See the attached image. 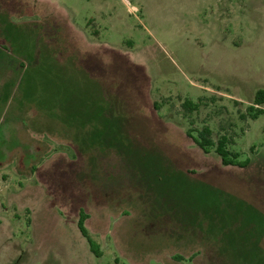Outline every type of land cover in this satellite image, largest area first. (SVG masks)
<instances>
[{
  "label": "rangeland",
  "instance_id": "1",
  "mask_svg": "<svg viewBox=\"0 0 264 264\" xmlns=\"http://www.w3.org/2000/svg\"><path fill=\"white\" fill-rule=\"evenodd\" d=\"M0 3L2 22L18 27L11 39L0 34L14 59L2 67L0 55V264H264V234L260 247L244 250L251 260L230 258L231 249L241 257L246 247L242 226L250 220L253 237L264 228L256 214L241 218L246 202L264 213V102L254 118L247 110L264 90V0ZM35 25L58 57L43 44L34 53ZM184 100L197 108L186 110ZM115 107L127 117V135L136 139L137 132L150 148L141 159L148 180L135 173L137 152L113 145L114 121H125ZM203 125L213 139L227 134L248 165L225 166L213 150L200 149L185 130ZM77 142L91 152L84 156ZM162 156L205 182L163 170ZM160 173L171 204L186 200L214 213L209 234L203 213L196 214L201 226H184L178 207L155 200ZM227 204L236 221L224 245L198 247L214 241L216 223L226 227L217 212ZM80 208L97 255L77 227ZM156 217L161 228L148 233L155 224L147 220Z\"/></svg>",
  "mask_w": 264,
  "mask_h": 264
},
{
  "label": "trees",
  "instance_id": "2",
  "mask_svg": "<svg viewBox=\"0 0 264 264\" xmlns=\"http://www.w3.org/2000/svg\"><path fill=\"white\" fill-rule=\"evenodd\" d=\"M0 5H1V3H0ZM58 19H59V21H61V25L64 26V30H67V32L70 33L71 30H70V27H69L67 20L65 18H63V16H61V18L58 17ZM2 20L0 19V30L2 31V32H0V34H2V36H3V34L8 35L9 36L8 39H11L13 34L16 33V30L18 27L14 26V24L10 20H4L3 22H2ZM2 23H3V25H2ZM44 23L46 24L47 22H44ZM32 29H33V31H32L31 36H35V38H34L35 43L33 44L34 45L33 46L34 47V53L37 54L38 51H40L41 44H43L44 45L43 48L46 50V52L49 55H51L53 58H55L56 56L58 57L59 49L56 48V45H53L50 42H47V39H45L43 37V35L45 36V34H43V32L42 33L40 32L39 27H37V25H35ZM49 29H53V22L50 23ZM35 31H36V33H35ZM51 37H54V35H51ZM0 48H1L0 49V55H2V57H4L1 61V62H3V64H1V66L3 67L7 64L10 65V63L13 64L14 59H12L9 56V54H10L9 49L3 45H0ZM3 53H8V54H3ZM74 66H75V64H74ZM6 85H7L6 82H4L3 88H5ZM263 102H264V90L262 88H260V89H258L255 97L252 99L251 103L247 107V110L250 113L251 118L256 117L258 115V113H260L263 110L262 108L256 106L257 104H261ZM109 105L114 107L111 100H109ZM153 105L156 109H158V105H157L156 101L153 102ZM182 105L186 110L191 111V110L197 108L198 103L195 101H191V100H184L182 102ZM115 109L118 110V111H116L118 115H124L125 121H123V122L121 121L119 123H116L114 121V125L111 128L112 130L110 131L111 133H113V136H114L113 145H114V147L115 146L118 147V145H123V146L129 145V146H127L129 151H132V150L136 151L137 152V156H136L137 158L135 156L131 157V159L134 161L133 165H135V166L137 165L138 166L137 168L139 169V171L135 172V173L137 175H142L144 180H148V178L145 177L146 176L145 175V169L144 170L142 169L144 166V162L141 163V159H143V155L150 148L147 146V143L141 141V138L138 136L137 132H135L136 133V139H134V138L132 139V137H129L127 135L126 129H125L127 117L124 114V112L122 111L121 107H119V108L115 107ZM116 112L115 111L113 112V115H112L113 120L116 117ZM185 132H186V135H188L193 140V142L200 149H202L205 153H208L211 150H213L216 153V155L218 156L220 163L222 165H225V166L226 165H234V166L244 167V166L248 165V163L250 162L249 158L240 160L239 159L240 152L230 149V147H229L230 138L228 137L227 134L220 133L216 139H213L212 135H211V132H212L211 128L208 125H203L200 128L189 127L185 130ZM124 138L126 140H124ZM72 139L74 140V138H72ZM75 142H76V140H75ZM75 144H77L79 146V148L81 149V152H83L82 154L84 156L89 154V152H91L87 147H82L81 145H79L78 142ZM100 151L104 152L106 150L101 149ZM148 152H150V151H148ZM163 158L164 157L162 156L161 166L165 167L163 170L168 171V169H170V168H177ZM177 172H178V175H180L182 177V179L186 182H195L198 184H203L205 182V180H203V178H197V177L190 175L191 172H189V174H188L186 172H183L182 170H179V168H177ZM192 172H194V171H192ZM170 173H171V170H169L168 175ZM164 176H165V173H163V177H162V173H160L159 177H154V179H153L155 181V188L152 191L155 194V200H158L159 197H161V199H164L166 204H170L169 206L172 208L171 211H173V209L175 207H178V210H177V212L179 214L178 219L181 220V222L184 224V226L186 224H190V222L193 223L196 220H197L196 223L201 226L203 220L196 219V214H200L203 212L200 211L197 206L194 208V206H192L191 203L186 202V200L178 203V206H174L173 204L170 203V198H169L170 192L168 193L167 190L161 184L162 181L164 182ZM168 178H170V177L168 176ZM158 184H161L160 189H158L159 188ZM108 195L111 197L110 194H108ZM97 197H99V196H97ZM107 198H108V196L104 197L103 199H107ZM226 198L229 200V199L235 198V196L230 194L229 192H227ZM230 207L231 206L229 204H227L224 208H222V210H219L217 212L222 217L225 216L226 220L229 221L228 223H226V227L222 226L220 223H216V226H215L216 228L212 232V236L215 238L214 241L211 243L208 241L206 243V241H205L203 245L201 244L198 247H203L205 244H207V246H209V248H211L210 246H213V245H220V246H222V244L224 245V238L226 236H228L229 234H231V232L233 231L231 229V226L236 221L234 215L232 214V211H230ZM121 211H124L122 216L130 215V214H128L129 212L126 210V207H121L120 212ZM213 214L214 213H212L211 216H209V215H207V213H203V215L205 216V219H206L205 220V225H206L205 226V233H207V234H209L208 233L209 231H212V227H209V223H210L209 218H212ZM251 214L252 215L256 214L260 218H264V213H262L255 206L246 202L245 209H243L241 211V218L250 219ZM154 215H157V214H154ZM245 215H247V216L245 217ZM87 217H88V213H86L83 208H80L78 211V214H77L76 224H77V227H78L80 233L87 239L89 249L95 255H97L100 253L99 246H98L97 242L91 238V236L89 235V233L87 231V228L85 226V219ZM158 219L159 218L156 217L154 219L147 220V221H153L155 224L153 229L151 231H149L148 233H154L155 231H157L161 228L159 221H157ZM215 221H216V219H215ZM145 223L146 222H144L142 225H144ZM242 227L245 228L244 232H246V233H244L243 236L241 237V241H242L243 245L246 247L245 248L242 247L243 252L241 254V257L237 256L236 250H238V248L230 250V258L231 259L234 258L233 259L234 261L237 259H239V260H251L250 259V253H245L244 250H251V248L253 246H255L254 244H257V245L260 244L261 237L264 234V228H262V229L258 230V232H259L258 236H256V237L251 236L252 235L251 232H252V230H254V226L250 220L248 222V226H242ZM259 227H262V226L259 225ZM184 229H186V227H184ZM236 229L237 228L235 227V230ZM199 231L201 233L204 232L202 230H199ZM230 242L232 244L235 243L234 237H232V236L230 237ZM196 251H198V249ZM258 252H259V257H260L259 260L261 262H264V259L261 258L263 251L259 250ZM173 257L178 258V259L182 258L180 255H176V254H173Z\"/></svg>",
  "mask_w": 264,
  "mask_h": 264
}]
</instances>
